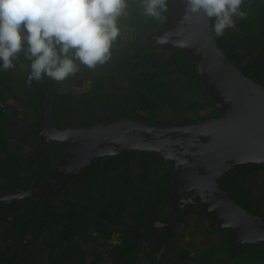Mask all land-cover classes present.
<instances>
[{
	"label": "trees",
	"instance_id": "16d2710c",
	"mask_svg": "<svg viewBox=\"0 0 264 264\" xmlns=\"http://www.w3.org/2000/svg\"><path fill=\"white\" fill-rule=\"evenodd\" d=\"M168 4L166 20L159 21L143 14L139 0H128L110 59L95 69L81 66L63 82L46 76L28 82L23 55L15 68L0 70V195L52 185L64 148L34 135L41 112L57 130L107 126L123 116L158 121L167 109L170 121L162 122L218 116L188 55L144 38L173 22L175 7ZM241 9L246 17H236L233 31L221 37L210 20L214 40L264 86V0H243ZM259 168L264 164L237 165L224 183L237 204L264 217V177L257 189L247 181ZM173 177L159 157L124 152L94 158L47 198L39 190L0 199V264H264V242L232 244L201 208L187 205L171 214Z\"/></svg>",
	"mask_w": 264,
	"mask_h": 264
},
{
	"label": "water",
	"instance_id": "95a60500",
	"mask_svg": "<svg viewBox=\"0 0 264 264\" xmlns=\"http://www.w3.org/2000/svg\"><path fill=\"white\" fill-rule=\"evenodd\" d=\"M170 1L175 7V19L167 29L151 33V36L155 44L157 38L166 33L169 34L170 41L181 39L186 42V47L175 48L188 55L198 72L203 90L218 110L216 119L178 130L181 134L201 136L205 142L203 152L211 154L191 162L192 168L206 174V178L200 180L210 182L218 195L202 199V208L206 214L213 215L219 227L227 228L230 233L233 229L247 231V223L250 225L256 217L250 216L227 192L222 191L220 179L223 172L232 166L264 164V86L246 77L217 47L211 21L206 16L202 13L185 16V0ZM165 46L174 47L171 42ZM48 124L52 134L64 136L77 147L72 163H67L65 183L91 160L101 156L107 146L116 147L119 154L139 150L143 145L141 138L125 133L133 128L131 123L118 122L88 129L60 130L55 129L50 122ZM156 147L162 151L160 145ZM159 154L163 155L161 152ZM190 168L188 170L192 171ZM33 187L16 192L28 195L36 190ZM9 195L0 197L7 199ZM262 227L264 230V224Z\"/></svg>",
	"mask_w": 264,
	"mask_h": 264
},
{
	"label": "clouds",
	"instance_id": "9594fccd",
	"mask_svg": "<svg viewBox=\"0 0 264 264\" xmlns=\"http://www.w3.org/2000/svg\"><path fill=\"white\" fill-rule=\"evenodd\" d=\"M186 15L203 14L213 21L216 37L245 18L243 0H185ZM146 17L165 21L168 0H139ZM128 0H0V70L16 67L21 55L29 62L28 82L45 76L63 82L81 66L95 69L110 59L120 35L117 19L126 15ZM158 45L186 47L169 34ZM48 121V120H47Z\"/></svg>",
	"mask_w": 264,
	"mask_h": 264
},
{
	"label": "flooded vegetation",
	"instance_id": "af4514ba",
	"mask_svg": "<svg viewBox=\"0 0 264 264\" xmlns=\"http://www.w3.org/2000/svg\"><path fill=\"white\" fill-rule=\"evenodd\" d=\"M158 32V31H157ZM156 33V32H155ZM151 42H153V37H151ZM150 42V41H149ZM155 42V41H154ZM218 117V116H217ZM216 116H209L203 119H199L194 123L188 124H177L174 122H158L149 120L144 117H131V116H123L122 119L114 122H122V123H131L132 129L129 131H125L127 135H136L137 137L143 140V145L141 144V148L139 150H128L126 152L131 153H140L143 155L159 157L160 159L168 162L170 168L173 170V184L172 192L170 193V197L173 198V202L171 203V214L177 211L184 206H195L199 207L203 210L206 217L210 220L214 221L218 226V223L214 219L213 215H208L204 211L201 205V200L207 197H211L212 195H217L213 190L212 184L210 182H204L200 180V178L205 179V173L201 172V170H197L196 168H192L191 162L193 159H200L203 156L211 155L209 152L204 153L202 147L205 142L199 135H190L187 133L181 134L179 133V129L186 128L190 125H196L201 123H207L211 119H216ZM46 119V116L44 115ZM48 120V119H47ZM49 122L41 120L39 125L37 124L35 128H33V133L36 137H40L43 140L51 139L60 144L58 149H63L61 152L62 158L61 164L57 166L55 169V174H52L49 177V181L52 182V185L48 188H42V184H39V189L33 191V195L37 196L38 191L40 190L41 196L47 198V194L53 195L60 191V188L63 187L65 178L67 177V163L71 159L74 158V152L77 150V147L73 146L72 143L66 139L64 136L57 137L55 134H52L49 130ZM156 145H160L162 151L158 150ZM107 149L101 156H115L118 154L116 147L112 145L107 146ZM159 152L163 153L160 155ZM124 153V152H123ZM167 156V157H166ZM60 157V154H59ZM195 157V158H194ZM166 158V159H163ZM170 158V159H169ZM72 163V162H71ZM240 165V164H238ZM237 165L232 166L228 169V171H224L221 179H220V187L222 191L228 193V195L232 198L231 194L228 192L226 186L224 185V177L227 172L235 168ZM191 167V168H190ZM204 168L203 166H201ZM200 167V168H201ZM188 168L192 169L188 170ZM203 171V170H202ZM205 171V169H204ZM258 172L264 173V169L259 168ZM195 173V174H193ZM63 178V180H61ZM56 184H60V187H56L55 190L52 188L55 187ZM219 187V186H218ZM34 188V187H33ZM58 188V189H57ZM24 189V188H23ZM9 195V198L2 200L6 201L10 198L20 200V196L22 195L17 190H13ZM32 193V192H31ZM30 193V194H31ZM218 196V195H217ZM234 200V198H232ZM176 204V205H175ZM250 216L256 217V219L250 222V225L247 223V231L243 230H232L230 231L226 229L231 236L232 244H248V245H257L264 242V217L261 214L255 213L253 211H246ZM245 225V221L242 222ZM219 227V226H218ZM221 228V227H219ZM242 231V232H241ZM245 233H244V232Z\"/></svg>",
	"mask_w": 264,
	"mask_h": 264
},
{
	"label": "rangeland",
	"instance_id": "374dc122",
	"mask_svg": "<svg viewBox=\"0 0 264 264\" xmlns=\"http://www.w3.org/2000/svg\"><path fill=\"white\" fill-rule=\"evenodd\" d=\"M235 21H236V18H235ZM230 31H233V28H230V29H228V30H226L225 32H230ZM151 33H145L144 34V38H145V40H146V42L147 43H150L152 40H151ZM150 41V42H149ZM151 43H155L154 42V40H153V42H151ZM257 69V68H256ZM82 85V84H81ZM78 86L76 89L77 90H81L82 89V86ZM170 111H169V109H167V110H165L163 113H161V115L158 117V122H162V121H160L161 119H163V118H165V119H170ZM202 115V112L201 113H199V115H197L198 117H200ZM196 116V115H195ZM39 118L41 119V120H44V121H47V119H45L44 118V112H41V114L39 115ZM144 118H146V117H144ZM168 119V120H169ZM170 121V120H169ZM169 121H166V122H169ZM48 122V121H47ZM263 177H264V173H262V172H258L256 175H255V177L252 179V180H247L248 181V185H249V188H253V189H257L259 186H260V184H261V180L263 179ZM61 180H63V178H61ZM53 182V181H52ZM225 182V181H224ZM60 184H56L55 185V187H53L52 189L53 190H55V188L56 187H60L59 186ZM224 185H225V183H224ZM226 186V185H225ZM226 188H227V186H226ZM58 189V188H57ZM228 189V188H227ZM37 190V189H36ZM30 195H33V192L30 194ZM17 199V198H16ZM13 200H15V199H13ZM176 205V204H175ZM112 242H116V240L114 239Z\"/></svg>",
	"mask_w": 264,
	"mask_h": 264
}]
</instances>
